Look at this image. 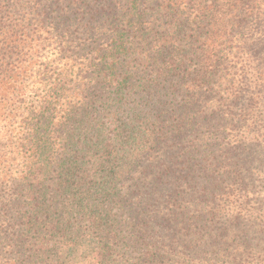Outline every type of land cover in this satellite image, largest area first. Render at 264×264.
<instances>
[{"label": "trees", "instance_id": "1", "mask_svg": "<svg viewBox=\"0 0 264 264\" xmlns=\"http://www.w3.org/2000/svg\"><path fill=\"white\" fill-rule=\"evenodd\" d=\"M246 1L0 0V242L11 254L5 264L15 256L67 264L73 219L101 233L87 264H129L132 246L141 248L139 264H181L139 240L137 233L151 227L145 220L128 223L124 233L105 204L128 203L120 194L128 168L146 173L132 185L140 193L147 178L157 184L176 173L172 155L159 161L148 152L147 137L160 143L162 115L147 122L157 112L150 114L148 102L186 66L176 50L184 27L199 37L198 45L186 41L195 59L217 73L235 20L227 17L243 13ZM180 161L189 172L206 160L187 152ZM198 188L208 192L213 182Z\"/></svg>", "mask_w": 264, "mask_h": 264}, {"label": "rangeland", "instance_id": "2", "mask_svg": "<svg viewBox=\"0 0 264 264\" xmlns=\"http://www.w3.org/2000/svg\"><path fill=\"white\" fill-rule=\"evenodd\" d=\"M246 2L243 13L227 17L236 22L229 23L230 41L217 73L195 59V48L186 41L198 45L199 37L184 27L176 36V50L186 66L163 81L167 91L148 102L150 114L153 108L157 112L147 122L162 113L156 124L160 143L150 145L153 137H147L148 152L159 161L172 155L178 163L190 152L206 160L200 171L188 172L175 163V174L157 184L147 178L140 193L132 185L146 173L136 165L121 175L120 194L128 200L124 209L105 204L112 207L124 233L128 223L145 220L151 225L139 231L138 238L157 245L166 262L264 264V0ZM208 173L214 179L208 181ZM210 181L213 188L208 192L198 188L202 183L208 187ZM134 209L142 211L133 215ZM73 223L77 230L65 262L87 264L101 233L88 229L85 222ZM140 253L141 248L130 247L128 263L139 264ZM10 255L7 242H0V264ZM8 263L27 264L22 256Z\"/></svg>", "mask_w": 264, "mask_h": 264}]
</instances>
